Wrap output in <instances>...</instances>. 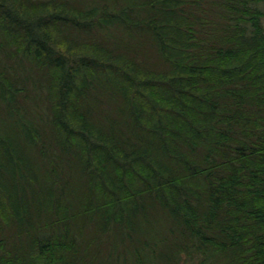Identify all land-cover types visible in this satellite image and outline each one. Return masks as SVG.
<instances>
[{
	"label": "trees",
	"instance_id": "16d2710c",
	"mask_svg": "<svg viewBox=\"0 0 264 264\" xmlns=\"http://www.w3.org/2000/svg\"><path fill=\"white\" fill-rule=\"evenodd\" d=\"M0 264H264V0H0Z\"/></svg>",
	"mask_w": 264,
	"mask_h": 264
}]
</instances>
